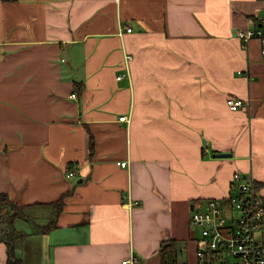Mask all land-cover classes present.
<instances>
[{"label": "crops", "instance_id": "1", "mask_svg": "<svg viewBox=\"0 0 264 264\" xmlns=\"http://www.w3.org/2000/svg\"><path fill=\"white\" fill-rule=\"evenodd\" d=\"M257 28L264 0H0V193L27 207L20 264L192 263L193 210L231 196L236 172L264 196V55L238 37Z\"/></svg>", "mask_w": 264, "mask_h": 264}, {"label": "built area", "instance_id": "2", "mask_svg": "<svg viewBox=\"0 0 264 264\" xmlns=\"http://www.w3.org/2000/svg\"><path fill=\"white\" fill-rule=\"evenodd\" d=\"M127 31H131L127 28ZM240 40H261V54L264 55V31L261 28L238 33ZM245 102L229 97L226 105L231 111L238 110ZM126 117H120L124 121ZM121 167L126 162H119ZM72 172L67 177H73ZM233 194L223 199H208L202 209L192 211L189 225L199 229L200 242L197 245L192 263L179 260L172 264H264L263 243L259 235L264 227V196L257 190L251 177L236 172L231 179ZM122 264H141L129 257Z\"/></svg>", "mask_w": 264, "mask_h": 264}, {"label": "trees", "instance_id": "3", "mask_svg": "<svg viewBox=\"0 0 264 264\" xmlns=\"http://www.w3.org/2000/svg\"><path fill=\"white\" fill-rule=\"evenodd\" d=\"M92 147V145L90 144ZM91 153V149H90ZM63 198L50 203L51 206L55 208V214L62 211L64 203ZM26 206H19L10 201L7 194L0 193V242H3L7 248V259L6 264H20L19 260L16 258L15 255V248H14V242L16 238H21L25 236L24 233L21 234H15L14 233V222L16 219H27L28 216L26 215ZM50 225H47L46 227H39L35 224V227L38 228V230L42 232H46L49 230ZM164 250V249H163ZM162 250V251H163ZM174 250H171V253ZM172 254V255H173ZM163 258V264H172L175 262L174 257L172 256H162Z\"/></svg>", "mask_w": 264, "mask_h": 264}, {"label": "water", "instance_id": "4", "mask_svg": "<svg viewBox=\"0 0 264 264\" xmlns=\"http://www.w3.org/2000/svg\"><path fill=\"white\" fill-rule=\"evenodd\" d=\"M217 157H221V158H224V157H231V155H228V154H225V153H218L217 154Z\"/></svg>", "mask_w": 264, "mask_h": 264}, {"label": "rangeland", "instance_id": "5", "mask_svg": "<svg viewBox=\"0 0 264 264\" xmlns=\"http://www.w3.org/2000/svg\"><path fill=\"white\" fill-rule=\"evenodd\" d=\"M193 227V226H192ZM199 229H197V228H193V231H195V234L197 235V236H199V231H198ZM228 261H231V259L230 258H228Z\"/></svg>", "mask_w": 264, "mask_h": 264}]
</instances>
